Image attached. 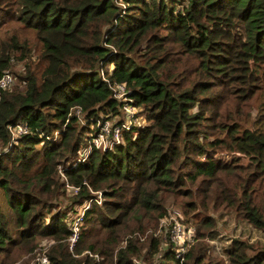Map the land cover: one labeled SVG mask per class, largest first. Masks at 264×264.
Returning a JSON list of instances; mask_svg holds the SVG:
<instances>
[{"label":"trees","instance_id":"trees-1","mask_svg":"<svg viewBox=\"0 0 264 264\" xmlns=\"http://www.w3.org/2000/svg\"><path fill=\"white\" fill-rule=\"evenodd\" d=\"M5 72L0 264L44 240L49 264H223L217 212L264 233V0H0ZM114 84L142 123L82 159L90 124L121 123ZM98 193L69 249L71 212ZM170 197L196 225L183 263L154 235ZM225 252L264 264V243Z\"/></svg>","mask_w":264,"mask_h":264},{"label":"built area","instance_id":"built-area-1","mask_svg":"<svg viewBox=\"0 0 264 264\" xmlns=\"http://www.w3.org/2000/svg\"><path fill=\"white\" fill-rule=\"evenodd\" d=\"M13 82L14 76L11 72L3 73L0 77V90L10 88ZM111 89L113 92V97L119 101L124 110V117L122 118L121 123L116 125L111 123L109 120L104 122L99 120L95 124H90L92 131L94 132L89 133L90 136L88 139H86L87 147L80 150V156L82 159L86 158L92 147L101 148L103 150L112 148L113 141L119 142L122 129H129L132 125V122L136 121L134 115L136 108L133 107L131 99L129 96H127L126 87L123 84H114L111 86ZM75 113L78 115V121L85 124V119L80 115L79 108L75 109ZM9 130L11 131L12 136L16 137L22 133H25L27 131V126L24 124H18L16 126L9 127ZM55 134H57V132ZM93 201L99 204L101 202V194L98 193L96 198H91L76 207V211L74 213L75 218L71 224L72 234L69 238V249L73 248V245L78 238V232L80 226L82 225L85 212L91 207ZM168 218H170V216L160 220L158 231L154 233L155 236H157V234L161 231V228H165V223L167 222ZM171 218L170 225H168V227H166L164 230V240L160 243V249L161 251L163 249H170L175 254V257L180 260L179 263H183L185 259L184 255L194 243L196 234L195 231L193 235L190 230H186L187 226L182 221V215L180 212L174 210V216ZM47 246L48 243L46 242L43 247L38 248L39 252H37L35 249L37 255L34 264H49L45 254ZM167 246H170V248H166ZM132 262L133 264H147L143 258H133ZM171 264H178V262L173 260V263Z\"/></svg>","mask_w":264,"mask_h":264},{"label":"rangeland","instance_id":"rangeland-1","mask_svg":"<svg viewBox=\"0 0 264 264\" xmlns=\"http://www.w3.org/2000/svg\"><path fill=\"white\" fill-rule=\"evenodd\" d=\"M139 112H140L139 109L136 108L134 115H135V117H137V116L138 117H137L136 121L132 122V124L139 125L140 123H142V117L143 116L141 115L142 113H139ZM121 113H122L121 118H123L124 117L123 108L121 109ZM115 119L116 118H114L113 120L110 119L109 121H111V123H114ZM90 128H91V126H90ZM91 131H92V128H91ZM86 134L88 135V133H86ZM83 140H84L83 144H85L86 139H83ZM116 143H118V142L113 141V145H115ZM0 204L3 207V209L8 211V208L6 206V199H5L1 190H0ZM167 206H168L167 212H168V216H170V218H168L167 222L165 223V228L168 227V225H170V222L172 219L171 217L174 216V210H176V211L181 213L182 219H183L182 221L187 226L186 230L187 231L190 230L193 235H194V231H195V234H196V225L193 222L194 220L191 219L189 223H186L184 221L185 215L183 214V209L181 208V206L179 204L175 203V199L173 197L167 198ZM75 211H76V209H75ZM75 211H72L70 214L69 219H70L71 224L75 218V214H74ZM215 214L218 218V223H217V226L215 227V229L213 231V233L215 235V239L211 240V244H212L211 255L217 259H223V264H230L229 259H228V255L226 254L225 251L228 248L230 242L234 238L247 239L252 243H262V244L264 243V233L261 230L252 226L251 224H249L246 220L238 218L235 215V213L220 214L217 212ZM147 232H149V231L147 230L146 233ZM46 242L47 241H45V240L42 242H39L38 243L39 245H38L36 251L39 252L38 248L43 247L44 244H46ZM47 243L49 245V242H47ZM166 248H170V246H167ZM163 250H166V249H163ZM36 255H37V253L35 251L29 252V253H23V254L17 256V259L11 263L12 264H34L36 261ZM11 263L5 262V260H4V264H11ZM171 263H173V259H170V260L165 259L162 261V264H171Z\"/></svg>","mask_w":264,"mask_h":264}]
</instances>
